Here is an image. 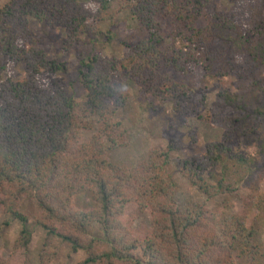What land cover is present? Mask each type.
<instances>
[{
	"label": "trees",
	"instance_id": "1",
	"mask_svg": "<svg viewBox=\"0 0 264 264\" xmlns=\"http://www.w3.org/2000/svg\"><path fill=\"white\" fill-rule=\"evenodd\" d=\"M90 2L92 8L79 0H0V52L11 64L24 63L26 74L19 81L3 80L0 67V212L22 225L16 253L23 254L32 238L29 217L20 209L27 200L34 204L32 219L47 232L45 245L60 238L74 251H85L84 264H264V195L216 219L199 205L183 209L176 199L171 145L151 150L136 169L110 157L126 145V130L116 119L129 101L125 83H135L152 107L171 103L181 112L193 91L164 71L209 73L218 65L241 80L237 91L218 93L217 111L208 119L230 129L246 113L255 125L245 136L260 155L234 153L226 130L204 155L177 165L207 198L238 197V184L260 163L264 166V127L258 123L264 121V83L247 78L250 69L264 65V6L255 9L254 34L249 35L238 32L233 15L214 10L213 0ZM115 2L147 36L134 45L125 42L128 50L121 58L93 54L82 61L83 101L59 84L53 92L43 87L41 75L56 74L64 66L39 46L31 20L63 29L71 45L97 34V23L111 17ZM83 130L95 133L86 141ZM83 194L91 199L90 207L78 204ZM142 213L149 214L150 229L135 234L133 221ZM95 224L105 247L90 233ZM50 258L40 255L42 264ZM13 261L0 256V264H21Z\"/></svg>",
	"mask_w": 264,
	"mask_h": 264
},
{
	"label": "rangeland",
	"instance_id": "2",
	"mask_svg": "<svg viewBox=\"0 0 264 264\" xmlns=\"http://www.w3.org/2000/svg\"><path fill=\"white\" fill-rule=\"evenodd\" d=\"M79 1L86 7H93L90 0ZM262 1L264 0H213L212 8L233 15L239 33L253 35V14L257 7L264 6ZM109 14H111L110 18L97 23L99 30L97 34L82 36L79 41L71 45L68 44V37L63 29H51L44 23L31 20L30 31L38 39L39 46L46 52L49 59H55L64 66L63 71L56 74L43 73L40 77L43 87L53 92V85L59 84L69 96L77 101H83L86 90L80 79L82 61L93 54L121 58L128 50L127 45H134L147 36L129 11L121 10L116 2L111 5ZM198 25L204 26L205 22H199ZM237 58L239 62L243 60L241 56ZM215 66L209 73L196 70L182 75L172 69L164 71L174 81L186 85L193 91L192 99L181 112L174 111L171 103L152 107L139 93L135 83H125L129 92V101L125 108L118 111L116 119L126 130V145L112 151L110 157L113 163L136 169L151 150L162 151L171 145L170 172L178 184L176 199L183 209L191 205H199L217 219L222 214L240 212L249 199L264 195V166L260 163L251 176H246L238 184L236 198L219 195L209 199L181 174L180 167L177 165L180 160L204 155L207 145L222 141L226 130L230 138L227 144L234 153L247 158L260 155L258 146L245 136V130L255 125L246 113L240 114L238 118H243L240 122L233 123L230 129H225L208 119L209 115L217 111L218 93L225 89L237 91L241 80L236 72L227 73L226 68L219 69L218 65ZM0 67L3 68V80L19 81L26 75L24 63L11 64L1 52ZM250 70L252 72H249L251 74L247 76L248 80H258L263 84L264 65L259 69ZM225 115L231 116L233 113L228 112ZM262 122L264 121H258L264 127ZM94 133L95 130H83L82 136L87 141ZM220 171L218 169L216 172ZM206 178L209 179L208 176ZM78 204L82 207H90L92 201L83 194L79 197ZM20 209L29 217L28 228L32 235L31 241L23 254L16 253L15 242L20 236L22 225L11 215L0 212V256L2 259L14 260L13 262L18 260L21 264H42L40 255L45 252L46 255H51L46 264H84L87 258L85 251H74L69 243L60 238H53L50 245H45L47 232L32 219L33 203L24 200ZM257 214V210H254L253 215ZM150 220L149 214L138 215L133 221V232L137 234L150 229ZM90 233L98 240L99 247H105L103 232L99 225H93ZM260 243L264 246V232Z\"/></svg>",
	"mask_w": 264,
	"mask_h": 264
}]
</instances>
